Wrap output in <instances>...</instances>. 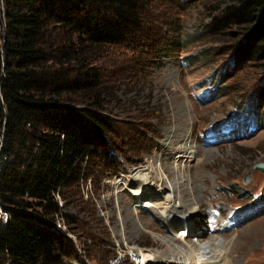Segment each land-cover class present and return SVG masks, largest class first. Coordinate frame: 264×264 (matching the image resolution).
I'll list each match as a JSON object with an SVG mask.
<instances>
[{
	"label": "rangeland",
	"instance_id": "1",
	"mask_svg": "<svg viewBox=\"0 0 264 264\" xmlns=\"http://www.w3.org/2000/svg\"><path fill=\"white\" fill-rule=\"evenodd\" d=\"M233 6L227 0L184 5L153 0L140 32L91 63L106 89L103 114L116 125L110 135L115 144L103 157L80 164L83 179L63 191L61 216L66 222V215L74 218L72 233L83 247L84 258L72 264L185 261L175 247L168 248V239L194 249L193 264H222L226 258L232 264H264V173L252 172L244 182L264 163V63L234 59L238 29L208 28ZM239 106L246 109L244 122L258 114L260 126L252 135L223 142L219 132L232 126L227 118ZM134 180L144 187V202L147 185L167 198L154 199L156 210L138 208ZM167 206L172 219L180 213L183 227L199 221L202 235L166 236L167 221L156 214ZM213 240L220 241V251L211 252ZM0 264L12 261L0 257Z\"/></svg>",
	"mask_w": 264,
	"mask_h": 264
},
{
	"label": "trees",
	"instance_id": "2",
	"mask_svg": "<svg viewBox=\"0 0 264 264\" xmlns=\"http://www.w3.org/2000/svg\"><path fill=\"white\" fill-rule=\"evenodd\" d=\"M227 1L236 6L213 18L209 31L238 29L234 59L264 63V0ZM151 2L0 0V134L7 158L0 203L12 214L0 233L1 258L61 264L69 252L78 257L65 236L39 224L60 214L55 193L79 184L80 164L115 144L116 125L103 114L106 89L90 66L140 32ZM66 217L72 233L74 218Z\"/></svg>",
	"mask_w": 264,
	"mask_h": 264
},
{
	"label": "bare ground",
	"instance_id": "3",
	"mask_svg": "<svg viewBox=\"0 0 264 264\" xmlns=\"http://www.w3.org/2000/svg\"><path fill=\"white\" fill-rule=\"evenodd\" d=\"M257 105V108H258V104H256ZM191 137V136H190ZM191 140V139H190ZM185 141L187 142V143H189V144H191V142H188L189 141V139H187V138H185ZM186 143V144H187ZM188 144V145H189ZM182 146H184V144L183 145H181L180 147H178V153L180 152V150H181V152L183 153L184 151V148H185V146H184V148H182ZM188 148H190V147H188ZM134 171H135V169H133ZM161 169H159V171H160ZM162 171V170H161ZM141 173H146V171L145 170H141ZM176 173H177V171H176ZM173 174V173H172ZM180 174V173H179ZM173 176V175H172ZM182 178V177H181ZM188 178H190V177H188ZM185 180V179H184ZM189 181V180H188ZM173 182H174V186H175V188H176V190H179V179L177 178V176L176 177H174L173 178ZM183 182H185V181H183ZM190 183V182H189ZM193 185V184H192ZM132 187H133V189L131 188V191H133L134 189H135V198L137 199V203H136V206L139 208V205L142 207V208H150L151 210H156L155 209V207H154V199L157 197V198H159V199H166L167 198V196H158L157 195V192H154V190L155 189H157L156 187H155V189L154 188H152V187H150L149 185H147V189H148V194H149V196H148V202L146 203V202H144L143 200H142V193H143V191H144V187H143V185H142V183L140 182V181H137V180H134V183H133V185H131ZM195 187V186H194ZM130 189V188H129ZM200 190V189H199ZM202 190V189H201ZM164 194H166V195H169L168 193H165L164 192ZM185 195H186V193H185ZM190 195V194H189ZM170 196V195H169ZM193 196V195H192ZM196 196V195H195ZM195 198V197H194ZM199 198V197H198ZM171 199L173 200V198L171 197ZM189 200H191V199H189ZM184 202V201H183ZM190 203H192L191 201H189ZM203 202V201H202ZM198 203V202H197ZM172 205V204H171ZM174 205V204H173ZM200 206V205H199ZM136 207V208H137ZM173 208H174V206H173ZM171 209V208H170ZM174 209H176V208H174ZM170 210H168V206L165 208V211L162 213V212H159L158 211V213L156 214V215H160L162 218H163V221L165 222V221H167V226H168V233H169V235H166V236H168V237H170V238H173V239H176V240H179V239H186V238H191V237H200L201 235H202V233H201V231H202V228H201V226H200V224H199V221H198V223L196 224V223H194V222H189V225H186V227H183V225L180 223V219H181V217L179 218V215H180V213H177V215H175V217L176 218H173L172 219V217H170V215L168 214V212H169ZM186 214V213H185ZM128 215V214H127ZM124 216H125V214H124ZM123 216V217H124ZM129 216L131 217V218H133L132 216H133V213H130L129 214ZM128 217V216H127ZM133 219H135V218H133ZM142 221V220H141ZM196 225V226H195ZM140 227V224L139 223H136V228L137 227ZM132 227V226H131ZM134 228V227H133ZM138 229V228H137ZM132 230H134V229H132ZM142 231V230H141ZM137 232V231H136ZM203 233H204V231H203ZM204 234H206V233H204ZM214 234V233H213ZM212 234V235H213ZM216 239V238H215ZM209 241V240H208ZM211 241H212V239H211ZM216 242H214V240H213V244L211 245V252L213 253L214 251H216V250H218V251H220V241H218V240H215ZM166 244H167V246H168V248H176L177 249V251L179 252V254L180 255H182L183 257L182 258H184L185 259V261L183 262V261H181V258H175V263L176 264H193V263H191V262H193V261H195L194 259H196V256H193V254L192 253H194L195 254V250L194 249H192V250H190V247H186V246H184V245H178L175 241H172V240H167L166 242H165ZM209 243V242H208ZM224 248H226V246L224 247ZM233 248H234V246H228L227 245V249L228 250H233ZM203 251H205V250H203ZM198 252V251H197ZM211 255V254H210ZM209 256V255H208ZM179 257V256H178ZM211 258H213V257H211ZM210 259V258H209ZM214 259V258H213ZM229 258H226V260H224L223 262H222V264H232L233 263V261H229L228 260ZM229 261V262H228ZM173 262V261H172ZM213 262V261H212ZM156 264H159V263H157V262H155Z\"/></svg>",
	"mask_w": 264,
	"mask_h": 264
},
{
	"label": "built area",
	"instance_id": "4",
	"mask_svg": "<svg viewBox=\"0 0 264 264\" xmlns=\"http://www.w3.org/2000/svg\"><path fill=\"white\" fill-rule=\"evenodd\" d=\"M2 147H3V135L0 134V175L2 173L3 164L5 161H7L6 157L3 158L1 156ZM62 197L63 196H62L60 190L55 193V199H56V202L60 208V214L56 215L55 219H45L44 218L43 219L44 223L39 224V225L41 227L46 228L47 230H49L51 232H56V233H59V234L65 236L67 238V241L69 244L72 245V243H73L75 245V250H76V254L78 255V257L73 258L71 253L69 252V253H67V255H65L64 259L61 262V264H72V262H73L72 260L79 261L80 258L81 259L84 258L83 257V247L80 246V244L78 243V238L75 237L71 233V231L68 227V223L61 216L62 209L64 208V201H63ZM11 218H12V214H11L10 209L5 207L2 203H0V233L8 225ZM117 260H118V257L114 261H117ZM79 264H81V263H79Z\"/></svg>",
	"mask_w": 264,
	"mask_h": 264
},
{
	"label": "water",
	"instance_id": "5",
	"mask_svg": "<svg viewBox=\"0 0 264 264\" xmlns=\"http://www.w3.org/2000/svg\"><path fill=\"white\" fill-rule=\"evenodd\" d=\"M255 171H261L262 173H264V163H259V164L255 165L252 168L251 172L247 175V177L244 180L245 183H249L250 182V180H251V178H250L251 175L250 174L252 172H255Z\"/></svg>",
	"mask_w": 264,
	"mask_h": 264
}]
</instances>
